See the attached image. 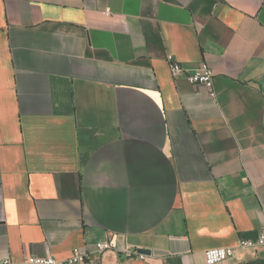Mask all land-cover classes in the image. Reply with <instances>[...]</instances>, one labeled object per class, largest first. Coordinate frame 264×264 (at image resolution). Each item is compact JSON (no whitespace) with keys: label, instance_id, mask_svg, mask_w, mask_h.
<instances>
[{"label":"crops","instance_id":"1","mask_svg":"<svg viewBox=\"0 0 264 264\" xmlns=\"http://www.w3.org/2000/svg\"><path fill=\"white\" fill-rule=\"evenodd\" d=\"M263 229L264 0H0V260L109 234L119 264H206Z\"/></svg>","mask_w":264,"mask_h":264},{"label":"built area","instance_id":"2","mask_svg":"<svg viewBox=\"0 0 264 264\" xmlns=\"http://www.w3.org/2000/svg\"><path fill=\"white\" fill-rule=\"evenodd\" d=\"M105 13H109V9L104 10ZM170 72L173 76L183 74L185 79L194 86H202L206 89L211 97L215 96L213 89V70L205 62H202L199 66L193 70H187L183 68L180 62L173 59L171 55L167 56ZM264 245V229L253 238H241L236 245L233 246H218L208 248L204 251V260L206 264H216L223 260L232 258L235 254L241 250H253L257 246ZM94 251L88 252L81 250L80 248H74L71 254L64 259H56L53 256H35L29 255L22 260H12L6 257L0 260V264H90L93 263L94 252H106L112 249L111 242L109 241V234L103 240L95 242ZM119 252L125 256H133L144 258V254L132 251L128 247H120Z\"/></svg>","mask_w":264,"mask_h":264},{"label":"rangeland","instance_id":"3","mask_svg":"<svg viewBox=\"0 0 264 264\" xmlns=\"http://www.w3.org/2000/svg\"><path fill=\"white\" fill-rule=\"evenodd\" d=\"M90 264H119L116 257L113 255L109 256L103 253V255H100L97 259L94 260L93 263Z\"/></svg>","mask_w":264,"mask_h":264}]
</instances>
